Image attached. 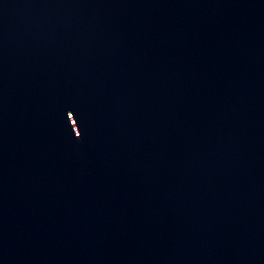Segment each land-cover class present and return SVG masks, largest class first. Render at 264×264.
Masks as SVG:
<instances>
[{
    "label": "water",
    "instance_id": "1",
    "mask_svg": "<svg viewBox=\"0 0 264 264\" xmlns=\"http://www.w3.org/2000/svg\"><path fill=\"white\" fill-rule=\"evenodd\" d=\"M0 264H264V0H0Z\"/></svg>",
    "mask_w": 264,
    "mask_h": 264
}]
</instances>
